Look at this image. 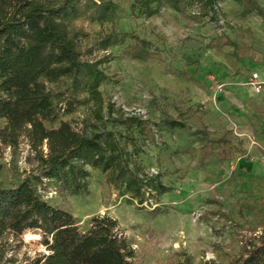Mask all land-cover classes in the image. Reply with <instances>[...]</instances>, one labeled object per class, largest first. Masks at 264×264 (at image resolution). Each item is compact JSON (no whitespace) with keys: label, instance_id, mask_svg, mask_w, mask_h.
<instances>
[{"label":"rangeland","instance_id":"rangeland-1","mask_svg":"<svg viewBox=\"0 0 264 264\" xmlns=\"http://www.w3.org/2000/svg\"><path fill=\"white\" fill-rule=\"evenodd\" d=\"M110 1L107 21L74 23L83 55L106 76L100 117L86 100L45 127L68 122L76 131H113L159 187L140 203L88 168L86 193H62L50 183L43 196L72 213L82 232L94 217L116 219L134 264H230L264 230V0L249 14L234 0H185L182 12L166 7L152 17L134 0ZM108 37L117 42L104 49ZM138 40L147 44V59L129 53ZM253 74L263 82L260 93ZM68 83L49 86L64 92ZM199 124L211 139L232 132L233 160L221 162L215 152L202 158ZM40 152L47 153L46 143L35 150L25 135L13 145L0 141V185L37 174ZM47 253L36 230L0 238L5 260L29 264Z\"/></svg>","mask_w":264,"mask_h":264},{"label":"trees","instance_id":"trees-1","mask_svg":"<svg viewBox=\"0 0 264 264\" xmlns=\"http://www.w3.org/2000/svg\"><path fill=\"white\" fill-rule=\"evenodd\" d=\"M234 1L244 14L261 11L257 0ZM134 3L147 17L166 7L177 12L185 8V0ZM113 13L110 0H0V141L13 145L25 135L35 150L44 143L47 146V153L38 155L37 174L12 187L0 185V238L9 231L36 230L48 252L29 264H134V252L120 235L116 219L94 217L82 232L72 213L52 206L42 193L50 183L62 193H86L88 168L106 173L114 188H124L140 203L159 187L141 174L134 153L128 151L127 143L120 144L113 131H76L68 122L55 129L45 127L46 122H56L86 100L94 103L95 115L100 117L104 104L100 86L106 76L98 61L83 55L81 34L74 23L82 18L107 21ZM111 39L102 42L104 49L117 42ZM138 42L130 55L147 59L146 42ZM63 81L69 82L64 92L49 86ZM199 134L202 158L215 152L221 162L233 160L237 148L232 132L211 139L199 124ZM0 264L19 263L0 254ZM230 264H264V230Z\"/></svg>","mask_w":264,"mask_h":264},{"label":"built area","instance_id":"built-area-1","mask_svg":"<svg viewBox=\"0 0 264 264\" xmlns=\"http://www.w3.org/2000/svg\"><path fill=\"white\" fill-rule=\"evenodd\" d=\"M251 85L256 93H260L262 91L263 82L259 81V77L257 74L252 75Z\"/></svg>","mask_w":264,"mask_h":264}]
</instances>
